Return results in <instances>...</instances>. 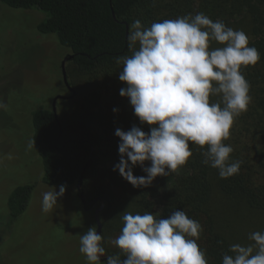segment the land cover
<instances>
[{
    "label": "trees",
    "instance_id": "16d2710c",
    "mask_svg": "<svg viewBox=\"0 0 264 264\" xmlns=\"http://www.w3.org/2000/svg\"><path fill=\"white\" fill-rule=\"evenodd\" d=\"M0 1L10 9L46 15L37 25L38 34L55 35L68 56H74L67 62L66 72L75 96L58 101L57 117L52 108L32 111L33 139L44 185L70 188L84 174V208L90 211L105 204L100 214L104 240L108 231L114 237L122 230L125 211L120 215L118 211L117 223L108 222V212L114 207L117 210L118 201L127 204L126 211L133 215L150 212L166 217L175 210L185 211L203 227L197 243L206 251L208 264H222L223 255L231 254V244L249 243L246 232L248 236L250 231L264 232V0ZM200 12L214 22L244 31L261 56L255 66L243 70L252 101L235 119L230 137L224 141L234 149L231 160L241 162L240 171L220 178L217 169L202 163L204 149L189 142L193 156L185 166L167 177H157L149 187L136 188L114 170L120 160L115 130L127 131L136 125L148 132L149 126L140 123L128 98L120 95L127 85L119 80L123 65L116 58L132 55L127 38L135 20L150 27ZM218 46L210 42V50ZM220 101V96L210 97V103ZM133 173L146 176L138 166ZM36 187L37 183L17 186L11 192L8 223L25 214ZM117 255L124 258L122 252Z\"/></svg>",
    "mask_w": 264,
    "mask_h": 264
},
{
    "label": "clouds",
    "instance_id": "9594fccd",
    "mask_svg": "<svg viewBox=\"0 0 264 264\" xmlns=\"http://www.w3.org/2000/svg\"><path fill=\"white\" fill-rule=\"evenodd\" d=\"M127 39L132 55L116 58L123 65L119 80L127 85L120 95L128 98L149 131L136 125L115 130L120 160L114 170L136 188L149 187L157 177H167L188 163L192 142L204 149L202 163L217 169L220 178L238 174L241 162L231 160L234 149L224 141L252 101L243 70L255 66L261 56L250 46V37L200 12L150 27L137 19ZM212 41L219 46L210 50ZM212 96H220L221 101L210 103ZM0 110L7 111L2 97ZM137 166L146 176L134 175ZM65 194L63 185L59 191L50 187L42 192V212L52 211ZM121 218V233L111 243L124 258L102 259L104 237L93 226L80 236L79 251L88 264H208L206 251L197 243L203 227L185 211L175 210L166 217L125 211ZM248 240L231 244V254L223 255L222 264H264V232H252Z\"/></svg>",
    "mask_w": 264,
    "mask_h": 264
},
{
    "label": "rangeland",
    "instance_id": "374dc122",
    "mask_svg": "<svg viewBox=\"0 0 264 264\" xmlns=\"http://www.w3.org/2000/svg\"><path fill=\"white\" fill-rule=\"evenodd\" d=\"M45 19L41 12L10 9L0 1V97L7 104V111L0 110V264H88L79 251L80 236L96 226L94 213L99 204L87 211L77 186L66 187L52 211L41 210V194L50 187L42 183L31 113L39 107L52 108L58 95L69 96L61 72L68 52L55 35L38 34L37 25ZM36 183L28 210L15 223H8L11 192ZM125 206L118 201L117 210L108 212L111 225L128 209ZM108 232L103 241L105 257L121 252L111 243L121 231L114 237Z\"/></svg>",
    "mask_w": 264,
    "mask_h": 264
},
{
    "label": "water",
    "instance_id": "95a60500",
    "mask_svg": "<svg viewBox=\"0 0 264 264\" xmlns=\"http://www.w3.org/2000/svg\"><path fill=\"white\" fill-rule=\"evenodd\" d=\"M74 58L73 55L68 56L64 59V61L62 62L61 65V70H62V76H63V82L67 88V90L72 94L71 96H64V95H58L57 97H55L53 99L52 102V110L55 114V116L57 117V103L60 100H66V99H72L75 96V92L73 90V88L70 86L69 81H68V77H67V72H66V64L67 62L71 61ZM83 176L84 174H82L80 181L77 185V189L79 191V195H80V199L82 200V203L85 205L86 201L84 199V193L82 192V187H83ZM105 204L102 202L101 206L95 211L94 216H95V221H96V226H97V231L98 233L102 234V223H101V219H100V214L102 213L103 209H104ZM103 260H106V258H102Z\"/></svg>",
    "mask_w": 264,
    "mask_h": 264
},
{
    "label": "flooded vegetation",
    "instance_id": "af4514ba",
    "mask_svg": "<svg viewBox=\"0 0 264 264\" xmlns=\"http://www.w3.org/2000/svg\"><path fill=\"white\" fill-rule=\"evenodd\" d=\"M63 61H64V60H63ZM63 61H62V62H63ZM95 210H96V209H95Z\"/></svg>",
    "mask_w": 264,
    "mask_h": 264
}]
</instances>
